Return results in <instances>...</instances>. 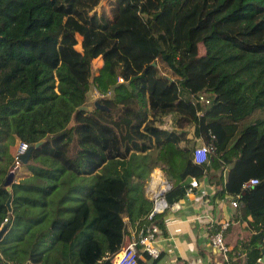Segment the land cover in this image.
<instances>
[{
  "label": "trees",
  "instance_id": "16d2710c",
  "mask_svg": "<svg viewBox=\"0 0 264 264\" xmlns=\"http://www.w3.org/2000/svg\"><path fill=\"white\" fill-rule=\"evenodd\" d=\"M0 29V264H113L131 235L165 230L145 192L157 166L167 205L192 176L235 199L228 260L264 264V0H9ZM41 139L9 210L16 147Z\"/></svg>",
  "mask_w": 264,
  "mask_h": 264
},
{
  "label": "crops",
  "instance_id": "0c3cea01",
  "mask_svg": "<svg viewBox=\"0 0 264 264\" xmlns=\"http://www.w3.org/2000/svg\"><path fill=\"white\" fill-rule=\"evenodd\" d=\"M188 136L192 137V133L189 132ZM194 140L196 146L203 143L201 137H194ZM198 181V187H194L179 201L172 205L166 204L163 208L165 230L158 229L154 241L159 247V255L153 258L140 253L137 264H166L176 260L184 264H222L221 253L209 245L210 222L198 216L209 213L213 220H226L233 207L230 200L213 201L214 189L205 176L198 178ZM165 183L171 185L162 170L155 167L145 184L147 196L153 197L154 193L164 188Z\"/></svg>",
  "mask_w": 264,
  "mask_h": 264
},
{
  "label": "built area",
  "instance_id": "2783aa9c",
  "mask_svg": "<svg viewBox=\"0 0 264 264\" xmlns=\"http://www.w3.org/2000/svg\"><path fill=\"white\" fill-rule=\"evenodd\" d=\"M119 80H122L121 77L118 78ZM192 99L194 102H198L202 106H205L207 103L211 101V98L209 96H206L203 93H199L197 95H192ZM198 113L201 112V110L197 111ZM28 144L25 141H20L16 147L15 153H14V164L13 169H16L18 165L21 163V154L27 149ZM209 151V146L201 143L197 145L193 149V160L196 163H203L207 161V153ZM255 182L254 178H250L247 181L243 182V186H247L249 184H252ZM199 186V181L196 177L192 176L190 180V185L186 189V193L190 192L194 187ZM170 187L169 183H165V186L162 190L157 191L153 195L154 204L152 211L150 215L155 211H161L166 206V200L163 195L164 191L167 190ZM231 204L232 206L237 205V201L233 198H231ZM201 219L207 220V222H212L213 217L209 213L201 214L198 216ZM6 220V218H5ZM221 228L217 230L216 232L209 234V245L219 251L222 255V264H233L229 262L228 260V250L229 245H227L223 238L222 229L227 226L228 219L221 220ZM158 229L157 227H152L150 229H147L146 233L135 237L131 235L128 243L112 257V263L113 264H137V258L140 253H144L146 255H149L150 257H157L159 255V247L155 244V238L157 236ZM259 259V258H258ZM166 264H184L180 260L173 261L171 263Z\"/></svg>",
  "mask_w": 264,
  "mask_h": 264
},
{
  "label": "water",
  "instance_id": "95a60500",
  "mask_svg": "<svg viewBox=\"0 0 264 264\" xmlns=\"http://www.w3.org/2000/svg\"><path fill=\"white\" fill-rule=\"evenodd\" d=\"M92 107L93 106L86 105V104L79 106V108H81V109H88V108H92ZM43 140L44 139H41V140L37 141L35 144L29 145L27 147V149L21 154V160H22L23 163H25V162L28 161L32 148L34 146L39 145ZM13 175H14V169H12V170L9 171V173L6 176L5 181H4V183L6 185V188L9 191V195H8L7 200H6V204H7V207H8L9 210L11 209V206H10V199H11V193L10 192L11 191H10V185H9V183H10L11 179L13 178ZM8 224H9V220L6 219L5 222L1 225V227H0V238L2 237V235L4 234V232L6 231V229L8 227ZM261 250H262V255L259 257V261L260 262H264V246H261Z\"/></svg>",
  "mask_w": 264,
  "mask_h": 264
},
{
  "label": "rangeland",
  "instance_id": "374dc122",
  "mask_svg": "<svg viewBox=\"0 0 264 264\" xmlns=\"http://www.w3.org/2000/svg\"><path fill=\"white\" fill-rule=\"evenodd\" d=\"M192 2H199V1H202V0H191ZM7 2H9V0H0V8H2V7H4V5L7 3ZM104 3H107V0H104ZM176 21V20H175ZM2 30L0 29V32H1ZM264 36V32H262L261 33V35H260V37H263ZM254 39H257V37L255 36L254 37ZM51 51V50H50ZM93 63L95 64V65H98L99 63H100V60H94L93 61ZM98 92H93V95H91V98L89 99V101H96V100H98V94H97ZM19 166L20 165H18L17 167H16V169L17 168H19ZM40 222H44V219H42V221H40ZM53 238V234L52 235H50V239H52ZM52 252L50 253L51 255H53V254H57L58 253V250L57 249H55V247H53L52 248Z\"/></svg>",
  "mask_w": 264,
  "mask_h": 264
},
{
  "label": "bare ground",
  "instance_id": "6f19581e",
  "mask_svg": "<svg viewBox=\"0 0 264 264\" xmlns=\"http://www.w3.org/2000/svg\"><path fill=\"white\" fill-rule=\"evenodd\" d=\"M153 186H154V185H153ZM153 186H152V187H153Z\"/></svg>",
  "mask_w": 264,
  "mask_h": 264
}]
</instances>
